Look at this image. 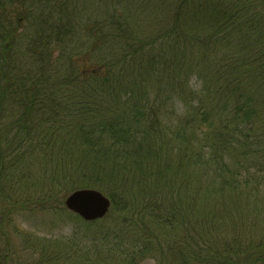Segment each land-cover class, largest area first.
Returning a JSON list of instances; mask_svg holds the SVG:
<instances>
[{
  "label": "trees",
  "instance_id": "obj_1",
  "mask_svg": "<svg viewBox=\"0 0 264 264\" xmlns=\"http://www.w3.org/2000/svg\"><path fill=\"white\" fill-rule=\"evenodd\" d=\"M106 1L100 16L87 15L88 28L77 23L74 6L80 0H0V193L12 177L33 171L32 186L39 182V193L25 197L20 208L49 205L63 212L60 220L74 222V232L81 228L83 233L97 220L82 221L67 211L64 192L45 183L56 180L66 191L98 189L119 211L123 194L137 187L143 197L135 222L139 240L156 234L146 218L194 227L191 214L200 223L214 220L210 204L224 196L231 203L244 192L259 195L264 185V0H179L170 32L148 46L137 37L128 40L123 32L130 12ZM115 24L114 32L102 30ZM202 42L221 50L204 73L206 103L196 104L191 114L176 85L184 76L189 80L193 66L186 58ZM166 54L173 55L169 63L158 61ZM161 68L167 73L161 75ZM171 75L176 80H168ZM180 100L187 105L185 113L179 112ZM200 124L204 129L197 135ZM181 145L178 161L175 147ZM37 156L44 170L53 169L46 177ZM201 166L207 176L197 189L203 184V192L185 201L183 195L195 192L192 173ZM169 189L175 201L153 198ZM6 220L0 215V223ZM199 234L189 247L181 234L168 263L190 264L191 254L205 253L197 264H264L262 245L242 248L232 238L214 246L211 238L202 247ZM133 239L132 248L139 250ZM9 251L0 254V264H7ZM136 252L126 254L133 260Z\"/></svg>",
  "mask_w": 264,
  "mask_h": 264
},
{
  "label": "rangeland",
  "instance_id": "obj_2",
  "mask_svg": "<svg viewBox=\"0 0 264 264\" xmlns=\"http://www.w3.org/2000/svg\"><path fill=\"white\" fill-rule=\"evenodd\" d=\"M110 1L118 6L119 12L124 11L123 8L130 12V15H127L129 19L126 25L127 30L123 32L129 38L128 40L137 37L141 43L146 44L148 41H155L158 44L163 40L161 36L170 32L169 26H171L173 20V11L179 2V0ZM108 3L106 0H80V4L77 3L74 6L77 11V23L83 27L86 25L91 28L92 20H86L87 15L90 14L91 19L93 15L100 16L105 9L104 5ZM70 8L73 12V7ZM116 25H106L102 30L104 32H114ZM207 26L208 24H203L201 27L206 29ZM93 29L95 30V27ZM158 33L159 37H157ZM126 42L120 44L123 45ZM199 45L198 48L190 50V56L188 55L186 58L187 65L193 66V69H188V72L191 70L188 74L190 75L189 80L184 76L182 84L176 85L177 96L179 98L186 97L187 102H190L192 109H189L188 113L191 114L197 112L199 105L196 106V104L199 102L201 104L206 103L204 98L206 93L204 73L210 70V62L218 58L221 50L210 42H202ZM19 46L21 50L24 49V42L20 43ZM156 53L158 54L159 51ZM157 54L156 58H158ZM172 57L173 55L166 54L165 59L158 61L169 63ZM163 69L161 68V75L167 73ZM183 74L182 71V77ZM168 80L174 81L176 79L171 75ZM178 104L179 112L186 110L187 105L181 106L183 104L181 100L178 101ZM197 129L196 134L200 135L204 126L200 124ZM175 149V158L179 161L182 159L180 158L183 152L182 145L175 147ZM33 158L37 160L39 169L44 173L43 176L46 177L47 174L53 171V169L49 171L43 169V165L39 162V156ZM203 171L206 174V169L201 166L197 167V170L192 173L193 178L190 185L195 192L189 191L186 196L183 195L182 199L191 202L193 200L192 194H197L200 198L203 192V184L198 189L197 187L204 182L207 176H203ZM32 174L33 171L25 173L23 176L12 177L10 184H7L6 191L0 193V215L8 218V221L0 223V254L3 256V251L6 248L10 250L7 264H142L145 256L155 257L158 264H170L168 262L174 259L171 257V252L175 250L172 246H178L181 242L179 236L182 234L187 238L188 241L185 245L189 247V245L192 246V237L197 236V232L200 233L202 240L200 246L202 247L208 246L211 238L214 246H221L224 240H232L233 238L239 241L238 243L242 248H253L257 245H262L261 248L264 247V185L260 186L261 189L258 191L259 195L257 196H254L256 192L253 190L251 192L252 196H248L250 192H244L242 196H239L240 198L231 203L230 200H227L230 196H224L222 197L224 200L219 199L215 201L216 203L210 204L216 214L214 220L207 221V223H200L201 221L197 220L196 215L191 214L192 222L190 223H194V227L180 224L181 221L166 220L169 222L156 223L150 218H146L147 221H152H146V225L151 223V230L156 234L149 232L148 236L144 235L139 240L135 233L137 232L136 228L139 226L135 222L138 221L139 213L137 210L142 204L143 197L141 194L139 195V191L136 190L137 187L130 188L127 195L126 193L123 194L120 211L119 207L112 206L111 203L107 213H105L106 215L97 219V222L90 227L83 228V233H81V228L76 229V232H74L76 225L71 220H60L63 212L58 209L54 210L49 205L48 208L37 209L32 207L33 210L20 208L21 202L26 200L25 197L39 193V182L36 187L32 186L34 180ZM42 180L44 183L47 182L45 179ZM45 184L48 186L53 185L55 189L56 187L59 188L60 193L64 192L63 202L65 196L71 192L62 190L61 185L58 186V182L56 184V180L52 181L50 185ZM67 190L69 189L67 188ZM248 191L250 190L248 189ZM106 196L111 200L108 195ZM158 196L156 195L153 198L162 203L167 200L175 201V193L170 189L160 194V197ZM14 200L18 202L13 204ZM224 201V205L221 204ZM138 233H141V231L139 230ZM74 234L75 236H73ZM209 234L212 235L210 238L208 237ZM83 236L89 238H83ZM132 238L139 243V250L132 248L133 244L130 243ZM136 250L135 257L131 260V257H128L126 253ZM46 251L49 252L46 253ZM57 251L60 252L57 253ZM61 254L64 256H61ZM204 254H191L193 258L189 260L190 264H197L195 259L202 258ZM198 263L215 264L210 261H198Z\"/></svg>",
  "mask_w": 264,
  "mask_h": 264
},
{
  "label": "water",
  "instance_id": "obj_3",
  "mask_svg": "<svg viewBox=\"0 0 264 264\" xmlns=\"http://www.w3.org/2000/svg\"><path fill=\"white\" fill-rule=\"evenodd\" d=\"M64 207L86 221L100 219L105 216L110 199L95 188H78L64 198Z\"/></svg>",
  "mask_w": 264,
  "mask_h": 264
},
{
  "label": "clouds",
  "instance_id": "obj_4",
  "mask_svg": "<svg viewBox=\"0 0 264 264\" xmlns=\"http://www.w3.org/2000/svg\"><path fill=\"white\" fill-rule=\"evenodd\" d=\"M142 264H158L157 259L152 256H145Z\"/></svg>",
  "mask_w": 264,
  "mask_h": 264
}]
</instances>
